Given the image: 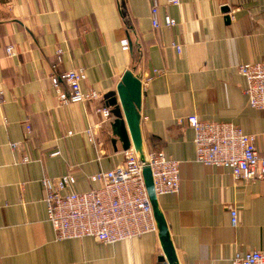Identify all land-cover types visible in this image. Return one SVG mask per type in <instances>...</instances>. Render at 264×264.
I'll list each match as a JSON object with an SVG mask.
<instances>
[{"label":"crops","instance_id":"1","mask_svg":"<svg viewBox=\"0 0 264 264\" xmlns=\"http://www.w3.org/2000/svg\"><path fill=\"white\" fill-rule=\"evenodd\" d=\"M152 1L0 0V264H158L163 257L157 233L112 245L59 241L47 220L42 179L72 174L73 190L85 193L98 187L89 176L123 163L113 117L99 109L129 70L142 82L144 153L180 162L179 193L158 198L178 263L230 264L236 253L261 249L264 181H235L228 168L197 163L186 119L231 123L264 153V113L249 107L237 72L264 60V0H155L157 30ZM78 69L82 91L100 97L62 104L52 79Z\"/></svg>","mask_w":264,"mask_h":264},{"label":"built area","instance_id":"2","mask_svg":"<svg viewBox=\"0 0 264 264\" xmlns=\"http://www.w3.org/2000/svg\"><path fill=\"white\" fill-rule=\"evenodd\" d=\"M178 5V0H168ZM158 3L153 0L150 9L152 28L160 27ZM165 27L171 29L176 22L164 17ZM121 48L128 51L129 41L122 40ZM180 52V46H174ZM12 56L13 48L5 49ZM237 72L246 80L245 95L249 107L264 113V60L256 63L240 64ZM158 71L154 75H160ZM151 78L147 77L146 81ZM85 80L83 69L66 71L62 76L52 79L58 101L62 104H83L100 97L94 91L83 92L81 83ZM59 82L67 85L64 93L59 89ZM105 120L112 115L108 108L99 109ZM187 123L194 132L195 160L204 167H217L230 170L235 181H264V153L256 149L255 138L245 134L231 123L200 121L196 115L187 117ZM25 133L30 136L31 128L25 126ZM16 144H11L15 148ZM123 163L110 171H100L89 176L97 188L78 193L73 190L76 179L72 174L59 178L42 179L45 191L47 220L55 232L57 240L92 238L104 245L131 241L134 238L157 233L153 210L145 190L142 170L149 167L153 177L154 192L157 198L165 194H178L180 188L179 165L161 152L144 153V163L131 146L122 151ZM231 226L237 227V209L230 211ZM158 264H168L159 261ZM230 264H264V239L260 250L236 253Z\"/></svg>","mask_w":264,"mask_h":264},{"label":"water","instance_id":"3","mask_svg":"<svg viewBox=\"0 0 264 264\" xmlns=\"http://www.w3.org/2000/svg\"><path fill=\"white\" fill-rule=\"evenodd\" d=\"M224 13L228 12V7H223ZM229 20V17H227ZM142 82L135 75L133 70L126 71L113 93H109L103 97L106 105L110 108V114L113 121L110 125L112 135L120 143L122 151L134 148L139 156L140 162L144 163V151L141 138V115L139 114L141 107ZM115 142V141H113ZM145 190L148 194L155 225L157 226L158 240L162 249V256L159 261H166L168 264H179L177 256L169 239L168 225L158 207V198L154 192L153 177L149 167L142 170Z\"/></svg>","mask_w":264,"mask_h":264}]
</instances>
